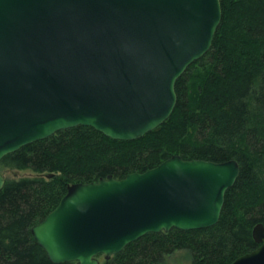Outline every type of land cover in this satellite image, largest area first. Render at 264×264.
<instances>
[{
  "label": "water",
  "instance_id": "1",
  "mask_svg": "<svg viewBox=\"0 0 264 264\" xmlns=\"http://www.w3.org/2000/svg\"><path fill=\"white\" fill-rule=\"evenodd\" d=\"M221 19L219 0H0V161L77 126L118 141L155 130ZM239 171L173 155L75 183L31 235L54 264H101L146 234L216 225ZM252 236L258 247L230 264H264V226Z\"/></svg>",
  "mask_w": 264,
  "mask_h": 264
},
{
  "label": "trees",
  "instance_id": "2",
  "mask_svg": "<svg viewBox=\"0 0 264 264\" xmlns=\"http://www.w3.org/2000/svg\"><path fill=\"white\" fill-rule=\"evenodd\" d=\"M219 1L222 19L211 48L177 79L176 105L158 128L118 141L77 126L2 158L0 171L36 176L5 179L0 191V264H54L30 230L70 185L123 179L173 155L238 162L219 221L206 229L146 234L101 264H171L177 251H185L189 264H230L258 247L252 230L264 226V0Z\"/></svg>",
  "mask_w": 264,
  "mask_h": 264
},
{
  "label": "rangeland",
  "instance_id": "3",
  "mask_svg": "<svg viewBox=\"0 0 264 264\" xmlns=\"http://www.w3.org/2000/svg\"><path fill=\"white\" fill-rule=\"evenodd\" d=\"M1 175L8 180L28 178L36 176V173H33L30 170H12V169H2L0 171ZM100 261H103V257L100 256ZM169 262L172 264H189V259L185 251H177L170 256Z\"/></svg>",
  "mask_w": 264,
  "mask_h": 264
}]
</instances>
